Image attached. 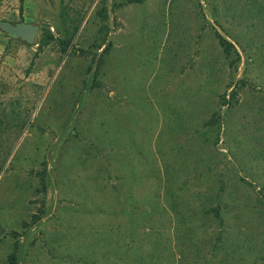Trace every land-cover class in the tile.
I'll return each mask as SVG.
<instances>
[{
	"label": "rangeland",
	"instance_id": "1",
	"mask_svg": "<svg viewBox=\"0 0 264 264\" xmlns=\"http://www.w3.org/2000/svg\"><path fill=\"white\" fill-rule=\"evenodd\" d=\"M219 2L0 0V20L39 26L32 44L0 29V258L179 264L181 251V264H264V43L237 46L230 66ZM242 78L237 101L219 106ZM114 156L131 157L138 190L118 181ZM219 190L224 224L203 227ZM130 229L132 245L116 235L99 251V232ZM191 233L199 252L179 251Z\"/></svg>",
	"mask_w": 264,
	"mask_h": 264
},
{
	"label": "trees",
	"instance_id": "2",
	"mask_svg": "<svg viewBox=\"0 0 264 264\" xmlns=\"http://www.w3.org/2000/svg\"><path fill=\"white\" fill-rule=\"evenodd\" d=\"M219 1L220 2L218 4H215L213 8L215 11L213 17L215 19L216 25L222 31L225 32V35L219 32L218 30H215V37L217 39L218 46L220 47L225 58L229 60V65L231 66L237 64L240 61V52L237 46H239V48L242 51H245L246 48H248L249 42L256 43L257 41H259L261 45H263L264 42L258 39L259 32H257V30L261 29L262 34L264 35V0H219ZM221 16H223L224 18L226 16H229V19H231L230 24L232 26L240 27L243 33L248 31L249 33H251L249 39L246 40V43L242 42L239 34L233 31L229 32L224 29L223 27L224 24L219 20ZM55 39H56L55 36H53L52 34H48L46 39L44 40V43L45 44L49 43L50 41ZM59 41L61 44L62 43L64 44L62 45V48L64 49L66 47L65 45L66 42L64 40H59ZM239 81L241 82L240 86L238 87L236 85L229 86V88L232 87L229 93L230 98L226 99V97L223 96V99L220 101L219 106L229 105L232 99L234 98L237 101L235 96H237V93L239 92L238 90H240L241 88L247 85V82L243 78L240 79ZM222 194H223V190H219L218 194L217 195L215 194V200L214 203L211 204V206L204 204L203 206L200 207L199 214L204 219L202 220V223L200 221L201 226L203 227L206 226L208 221H215V223L218 224V226L220 227H222V225L224 224V218L222 215V210L224 208V206L222 205L224 202L222 201V197H223ZM263 205H264V197H263ZM35 222L36 219L32 221V223ZM186 223L187 222H185V224ZM191 232H193L192 229ZM9 233L13 237L17 235L15 231H10ZM186 233H188V231ZM185 240H188V243H184L186 242ZM197 244H198L197 239L194 237L193 233H191V238H189L187 235V237H185L181 241V244L180 242L178 243V249L180 248L183 250L184 248H190L192 250L190 251V253L196 254L199 252V246ZM216 246L217 245L214 244V247ZM209 253L207 254L209 255L212 254V252ZM182 254L183 253L180 251L179 252L180 256L177 260L179 264H181L180 257L182 256ZM8 264H18L16 253L12 252L11 254L8 255Z\"/></svg>",
	"mask_w": 264,
	"mask_h": 264
},
{
	"label": "crops",
	"instance_id": "3",
	"mask_svg": "<svg viewBox=\"0 0 264 264\" xmlns=\"http://www.w3.org/2000/svg\"><path fill=\"white\" fill-rule=\"evenodd\" d=\"M113 84H114V86H116L115 82ZM130 161H132L130 156H128L127 158H123V160H121V161L118 160V156H114L113 157V165L116 166L117 170L119 171L117 173L118 181H120V180L127 181V185H128L127 189L129 191H134V190H138L142 185L139 184V183H141V178H140V175L138 176L135 168H134V172L129 173V171H132ZM144 175H146V176L148 175V179H149V172H147V174L145 172ZM143 184H145V183L143 182ZM148 184H150V182H148ZM92 201H95V200H89L90 203L88 202V204L90 205L89 207H94V208L93 209H85L84 210L85 211L84 217L87 218V222H88L87 228L88 229H90L89 228L90 227L89 224H93V223L97 224V223H99V218H97V219L91 218V217H94V215L99 214V211H98V213H95V212H97V209H95V207H97V206H95L94 203H92ZM84 211H82V213H84ZM125 212L128 215V219H129V213L127 212V210H125ZM48 220H49L48 216H44L40 220H38L36 223L39 222V224L40 223H46L47 224ZM93 227L94 226H92V229H93ZM116 235L119 238L123 239V246L125 248L127 246L129 247L130 245H132L133 241L130 243V240L135 239L137 237L136 236V232L131 230V229L128 230V231L120 232V234L118 232L114 233V234L112 232H109L107 234H103L102 232H99V251H100V249L102 247V244H103V243H101V240H103L104 238H106L107 240H112L114 238V240H115L116 238H118V237H115ZM7 237H8V235H5V236L1 235L0 236V241L3 242L4 241L3 239H7ZM108 238H112V239H108ZM15 240L18 241V242H16L17 244L18 243L22 244L23 236L22 235L18 236ZM17 244H16V246H17ZM34 245L35 244L33 242H31L30 248L33 247ZM8 255H9V252H7V251L2 253V256L0 258L1 264H8ZM100 261L101 260H99V264H101Z\"/></svg>",
	"mask_w": 264,
	"mask_h": 264
},
{
	"label": "water",
	"instance_id": "4",
	"mask_svg": "<svg viewBox=\"0 0 264 264\" xmlns=\"http://www.w3.org/2000/svg\"><path fill=\"white\" fill-rule=\"evenodd\" d=\"M0 29L14 37L21 38L25 42L32 44L37 37L39 26L31 22L12 23L0 20Z\"/></svg>",
	"mask_w": 264,
	"mask_h": 264
}]
</instances>
